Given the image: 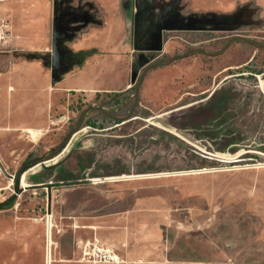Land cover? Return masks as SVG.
<instances>
[{
    "label": "rangeland",
    "instance_id": "374dc122",
    "mask_svg": "<svg viewBox=\"0 0 264 264\" xmlns=\"http://www.w3.org/2000/svg\"><path fill=\"white\" fill-rule=\"evenodd\" d=\"M23 2L0 0V66L6 60L38 59L51 68L53 43L59 52L57 78L80 64L81 58H72L69 47L73 32L86 24L85 12L100 25L94 15L100 8L88 0H49V48L40 50L17 47L38 46L40 41L39 15H25ZM143 3L142 16L135 0L120 4L130 44L129 86L121 92H100L88 101L80 98L68 117L57 115L61 127L56 140L0 165V202L14 193V177L24 161L45 156L64 141L51 160L19 176L23 190L3 206L25 213L34 201L36 213L46 216L51 203L57 259H63L65 220L107 214L113 208L103 207L112 197L129 196L150 197L153 220L158 221L149 230L152 255L145 264H264V245L258 238L263 222L247 211L248 204L264 201V92L259 84L264 66L256 61L240 65L263 40L264 18L257 17L251 2L217 14L187 12L186 0ZM36 12L41 13L40 7ZM31 23L35 31H24ZM230 47L242 48V53L228 63L224 57ZM226 65L232 68L223 70ZM154 69L166 73L149 74ZM167 78L164 96L156 87L150 97L145 87ZM213 90V95L222 96L215 109L209 104L212 95L177 116L181 131L199 135L200 141L194 139L198 145L150 120L205 99ZM213 114L223 128L232 125V145L218 146L194 129ZM159 200L163 208L156 220L154 204ZM69 241L77 250V263L121 264L112 242L96 245L74 233Z\"/></svg>",
    "mask_w": 264,
    "mask_h": 264
},
{
    "label": "crops",
    "instance_id": "0c3cea01",
    "mask_svg": "<svg viewBox=\"0 0 264 264\" xmlns=\"http://www.w3.org/2000/svg\"><path fill=\"white\" fill-rule=\"evenodd\" d=\"M23 1L25 15H39L40 41L38 46L17 43V47L46 50L49 48V0ZM88 1L100 8L99 14L94 15L102 18L103 24L91 22L72 39L69 45L75 54L72 58L82 60L76 67L53 79L51 68L45 67L38 59L1 62V166L6 160L21 159L39 144L56 140L60 135L57 130L61 127L57 115L68 117L73 104L80 98L88 101L100 92H121L129 86L131 65L126 51L130 44L127 42L125 15L120 8L121 0ZM250 2L256 7L257 17L264 18V0H186L185 11L229 13L239 5ZM38 7L40 14L36 12ZM182 9L183 13L184 8ZM91 16L93 20V15ZM34 24H26L23 30L34 32ZM261 26V31L264 32L263 22ZM261 38L263 40L256 44V49L242 57L241 66H246L250 61L264 66V35ZM231 47V51L224 57L228 63L242 53V48ZM231 68L232 65H226L223 70ZM151 72L166 73V69H154L149 74ZM227 78L226 76L220 81ZM168 82L169 78L158 84L151 82L153 86L148 85L145 89L150 91L148 93L151 97L157 87L160 89L159 94L164 96L162 89ZM111 200V203L106 202L103 207L113 208L107 214L93 218L72 217L64 221L67 226L64 228L63 259L56 258L57 222L51 215V203L47 205L46 216L36 213L34 201H30L27 206L30 210L25 213L13 208L0 209V264H81L82 262L77 263V250L69 241L72 233L83 240L89 239L93 244L112 242V246L119 251L121 264H145L152 255L149 230L153 222H158L153 220V200L150 197L135 199L129 196L123 200L112 197ZM261 204H248L247 211L262 220L263 226L258 238L264 245V201ZM154 208V216L157 217L163 208L162 202L155 201ZM96 255L100 254L96 251Z\"/></svg>",
    "mask_w": 264,
    "mask_h": 264
},
{
    "label": "water",
    "instance_id": "95a60500",
    "mask_svg": "<svg viewBox=\"0 0 264 264\" xmlns=\"http://www.w3.org/2000/svg\"><path fill=\"white\" fill-rule=\"evenodd\" d=\"M143 1L144 0H135L136 7L139 9L138 14L140 16L143 15V11L140 8ZM143 5H144V3L142 4V7H144ZM138 16H137V14H135V17H136L135 18V26L133 27L134 46L137 43V36H138L136 33V31H137L136 24H137ZM55 48H56L55 44L53 43V46H52V64H51L52 78L53 79L57 78L58 75H56V72H57V69L60 67L59 64H57V53H59V52H57V50ZM262 76L263 75L261 74V79H260L259 84H260L261 89L264 92V77H262ZM213 92H214V90L205 99H202V100H200L196 103L190 104V105H186V106H183L180 108H176V109H173L170 111H166V112L154 115V116L150 117V120L152 122H155V123L163 126L164 128L169 129L172 132L178 133L180 136L185 137L188 141L198 145V143L196 141H194L192 136H190L188 133H184L183 131H181V129L179 128L180 124L178 123L177 116L179 114H184L183 112H185V110H190L191 108H193L195 106L203 104L209 98H211V96L214 94ZM77 124H79V123H77ZM68 137H69V135H67V137H65L64 140H67ZM63 142L59 143V145H57V147L55 149L51 150L50 153H48L47 155L31 158V159H28L22 163V165L20 166V168L18 169V171L14 177V185H13L14 193L11 196H9L7 199L0 202V209H2L4 204H6L7 202L13 201L16 198V196L23 190V188L21 186H19V184H20L19 176L20 175L23 176L27 173H33L35 170L33 168L37 167L40 164H45V162L47 160H51L54 156H56L57 152H59V150L61 148V144ZM236 153H237V151L234 152L233 154H236ZM23 181L25 182L24 178H23ZM36 184H38V183H36ZM26 185L31 186L34 184H26Z\"/></svg>",
    "mask_w": 264,
    "mask_h": 264
},
{
    "label": "flooded vegetation",
    "instance_id": "af4514ba",
    "mask_svg": "<svg viewBox=\"0 0 264 264\" xmlns=\"http://www.w3.org/2000/svg\"><path fill=\"white\" fill-rule=\"evenodd\" d=\"M76 22H79V21L77 20ZM221 100H222V96L218 97L217 95H213V97L209 101V104L211 105L210 108L212 107V109L213 108L215 109L216 105L220 104ZM226 100H227L226 102L229 101L228 98ZM227 110H230V108H228ZM221 123L222 121L220 120V118L213 114L212 116L201 120V122H199L194 129L198 130L197 132H200V134L207 135L210 138L209 141H212L213 143L218 144V146L221 143H224L230 146L233 144V140L235 139L233 138V136L235 135V132L232 129V125L225 126L223 128ZM198 136L196 134L195 137H193V139L196 138L197 141H200L199 140L200 138ZM212 142H210V144Z\"/></svg>",
    "mask_w": 264,
    "mask_h": 264
},
{
    "label": "trees",
    "instance_id": "16d2710c",
    "mask_svg": "<svg viewBox=\"0 0 264 264\" xmlns=\"http://www.w3.org/2000/svg\"><path fill=\"white\" fill-rule=\"evenodd\" d=\"M85 11H87V9ZM83 20L86 21V24L82 28H80L78 30H75L73 32V36L72 37L77 36L80 33L81 30L85 29L87 27V25H89L92 22V16H91V14L88 13V12H85L84 17H83ZM99 22H100L99 24L101 25L102 24L101 18H100V21Z\"/></svg>",
    "mask_w": 264,
    "mask_h": 264
},
{
    "label": "bare ground",
    "instance_id": "6f19581e",
    "mask_svg": "<svg viewBox=\"0 0 264 264\" xmlns=\"http://www.w3.org/2000/svg\"><path fill=\"white\" fill-rule=\"evenodd\" d=\"M262 165H264V164H262ZM261 164H258V165H256V166H262ZM236 167V166H235ZM205 169V168H204ZM203 169V170H204ZM210 170V169H209ZM212 170V169H211ZM188 171V170H187ZM186 172V171H185ZM168 173V172H167ZM150 174H152V173H150ZM155 174V173H154ZM157 174V173H156ZM145 175H147V174H145ZM129 176V175H128ZM144 176V175H143ZM123 177V176H122ZM110 178V177H109ZM113 178V177H112ZM48 243V242H47Z\"/></svg>",
    "mask_w": 264,
    "mask_h": 264
}]
</instances>
